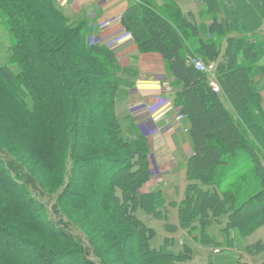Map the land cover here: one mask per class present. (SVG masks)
<instances>
[{"label":"trees","instance_id":"1","mask_svg":"<svg viewBox=\"0 0 264 264\" xmlns=\"http://www.w3.org/2000/svg\"><path fill=\"white\" fill-rule=\"evenodd\" d=\"M201 1L206 11L199 14L210 17L211 37L230 35L223 52L215 36L200 37L192 13L185 14L175 0H141L122 20L140 51L160 53L182 83L178 96L181 112L191 122L194 153L186 195L176 203L161 190L141 191L151 170L147 141L143 136L130 139L116 114L118 91L133 87L137 73L122 68L110 48L91 43L88 17L69 12L58 0H0V205L12 209L27 228L34 226L62 245L54 247L20 225L0 221V264L97 263L89 251L98 256L97 264H107L92 232L67 213L66 206L74 203L84 220L93 221V210L101 212L113 228L105 231L98 221L103 234L114 238L112 254L125 248L140 264H189L195 255L188 245L172 248L173 238L152 247L157 232L146 217L161 219L168 232H176L178 225L167 214L170 207L178 208L182 228L200 230L203 245L218 243L206 231L212 224L226 221L224 232L235 227L244 236L264 225V210L257 209H264V112L252 80L261 50L246 40L263 27L264 0ZM215 1L225 8L224 19L215 14ZM134 23L143 31L138 33ZM185 35L196 38L195 54L216 63L220 92L181 54L189 49ZM256 43L261 45L258 37ZM53 46L64 53L57 58ZM245 109L252 124L242 115ZM252 127L263 141L255 139ZM218 170L224 176L212 183ZM44 185H60L56 203L83 236L65 228L69 225L63 218L48 216V206L38 199L46 194ZM263 250L262 240L247 246L251 254Z\"/></svg>","mask_w":264,"mask_h":264},{"label":"crops","instance_id":"2","mask_svg":"<svg viewBox=\"0 0 264 264\" xmlns=\"http://www.w3.org/2000/svg\"><path fill=\"white\" fill-rule=\"evenodd\" d=\"M141 0H59V3L73 14H84L88 16L91 27V42L99 46H106L115 52L116 58L122 68L129 67V72L135 71L137 77L134 86L121 88L116 97V114L129 120L130 131H126L130 139L143 136L146 138L149 148V155L152 164L156 165L161 177H151L143 185L141 191L149 192L161 190L165 199L180 203L182 199H177L178 185H185V195L187 186L190 183L187 169L190 157L194 153L193 143L190 136L191 122L186 117L184 120H178V115L182 112L183 105L179 99V92L182 86L169 70L167 62L162 55L157 52H141L135 41L134 32L128 30L122 22L124 16L130 7ZM162 4L164 0H154ZM181 10L186 13H192L194 23L198 27L204 25V33H200L202 39H209V26L211 19L208 15L203 18L200 11L205 9L206 4L201 0H189L190 6L184 7L180 0H175ZM91 19V20H90ZM135 30L143 31L138 23H134ZM133 28V30H134ZM256 37L261 41V45L256 43ZM199 38V36L197 37ZM248 44H253L258 50L259 59L252 67V80L258 89L259 101L262 111L264 112V27L256 31V35H248L246 39ZM225 42H220L222 52L225 48ZM189 49H184L181 54L184 57H196L203 61V56L195 54L198 49L196 38H191L187 43ZM195 49H192V48ZM257 55V54H256ZM255 56V55H253ZM244 60V58L242 57ZM206 62V61H205ZM170 81L177 92L169 97L168 102L159 107L156 111L147 112V104L156 96L165 93L164 82ZM124 121V120H123ZM150 160V161H151ZM174 195V196H173ZM171 208L178 210L177 207L168 209V217L171 214ZM225 221L222 223L225 225ZM178 228L176 232H168L169 235L181 232L180 241L183 245H188L193 249L195 255L191 263L200 254L208 253L211 264H264V250L259 253H249L247 246L256 243L259 240L264 242L262 236L257 237L264 230V225L259 226L250 234L244 236L241 230L233 228L229 233L221 231L222 242L218 240L215 234H210L207 227L206 231L215 241L220 243L203 245L199 242L200 230L193 233L186 228H182L179 220L175 223ZM194 225H197L195 223ZM213 225V224H212ZM221 225V224H219ZM166 229V228H165ZM175 241L176 248L178 245ZM192 242L195 247L192 246ZM172 248H175L172 247ZM215 249L221 252L215 253Z\"/></svg>","mask_w":264,"mask_h":264},{"label":"rangeland","instance_id":"3","mask_svg":"<svg viewBox=\"0 0 264 264\" xmlns=\"http://www.w3.org/2000/svg\"><path fill=\"white\" fill-rule=\"evenodd\" d=\"M211 2H213V1H211ZM58 3H59V0H58ZM180 3L184 7H187V8L190 6L189 0H180ZM215 3L217 4V6H215V9H216V11H218L217 12L218 14L216 12H215V14L218 15V19L219 20L220 19H224L225 18V15H224L225 8L220 3H218L217 1H215ZM59 5L62 6L60 3H59ZM215 14H211V16H213ZM131 22H133V20H130V23ZM263 27H264V24H263ZM182 31L185 34V31L184 30H182ZM199 31H200V33H202V32L204 33V25L200 28ZM232 34L235 35L234 33H232ZM214 36H215L214 39H216V41L218 43H220L221 41H224V38L225 37L230 36V35L228 34V35H222V36L221 35H214ZM214 36L212 35V37H214ZM212 37H209V38H212ZM185 38H186V40L189 41V39L187 38V36ZM52 48H53V50L55 49L54 50V54H55V56L57 58H58V56L60 57L62 55V52H63L62 49L59 48V50L57 51V48L56 47L54 48V46H53ZM3 52L5 53L6 50H4ZM59 64H60V66H63L64 63H63V61H60ZM77 74H80V73L78 72V73H76V75ZM78 76H76V80L78 79L77 78ZM250 104L251 105H254V103L252 101L250 102ZM248 113H249V110L248 109H245V110L242 111V115H244V119L246 121H248V123L251 121L250 123L252 124L253 123L252 114H251L250 117H247V115H249ZM119 121L122 123V126H123L122 129L123 130L130 131V127L128 126L129 125V122H130V119L129 120H127V119L125 120L124 117L120 116ZM251 124H250V129H251ZM255 129L256 128H253L252 127V131L254 130L255 135H256V138L255 139H257L259 142L260 141H263V139H261V136L259 134H257L258 132L255 131ZM27 134H29V133H27ZM10 148L14 152H16L18 155L22 156L21 155V151H20V149L18 147H16V146H10ZM25 154H27V153H25ZM29 156H31V155L29 154ZM35 171L37 172L36 169H35ZM71 174H72V172L69 171L68 172V176H70ZM38 176L43 177V174L42 173L41 174H38ZM223 176H224V173H223L222 170L216 171V178L213 179L212 183H215V182L221 180V178ZM51 180H52L51 175H48V182H49V184H50ZM230 183H231V180H228L226 182V185H229ZM200 185H203V184H200ZM59 186L60 185H44L46 194L44 196H42L41 193L38 195V199L42 203H44L45 205L48 206L49 210H48L47 213H48V216L49 217H52L53 219H56V220H58L59 218H63L64 219V222H66V224L69 225V226H65V228H67V229L70 228L71 231L74 234H77L79 236H83L82 235L83 232H82V230L80 228H78L75 225L76 222L85 231H87L89 229L92 232V235L94 237L93 239H94L95 245L97 246V248H99L101 250L102 256L106 260V262L108 260L107 264L108 263L109 264H128V261H130L131 263H134V264H138L139 263V262L136 261V259L134 257H132L130 255V253H129L130 251H127L125 248H122L121 247L120 249L116 250V252L114 254H112L115 251L114 248H117L116 244H114L115 242L112 240L114 238L110 239L109 237H107L106 232L103 234V232H104L103 227L101 226V224H98V221L102 223V225L105 228V231L106 230L113 231V228H112V226L108 225V222H107L108 219L105 218V217H103L104 215H101V212L98 213V210L97 211L96 210H93V212L90 213V215L92 216L91 218H93L92 219L93 221L88 220V219L84 220L85 219V216H84L85 214H84L83 210L82 209H78L76 207V203H74V204H68L66 206V211L71 216L72 220L75 222V223H71L73 225L70 226V223H68V217H66V215L64 214V210H62L61 206H59L56 203L57 196H58V193H59L58 192ZM178 188H179L178 193H175L176 194V198L177 199H183L185 197V185H178ZM218 192L220 193V191H218ZM257 209H258V211L260 213H261V211L264 210L263 207H257ZM177 219L179 220L178 210H176L174 208H171V214L169 216L170 222L175 224L177 222ZM0 221L4 225L5 224H7V225L10 224L9 226H11V227H13V224L16 225V226L20 225V228L21 229L24 228L22 231L26 232L28 235H30L32 237H35V238H38L41 241L47 242V243H49L50 245H52L54 247H58V248L62 247V245L59 244V243H54L53 241L50 242L49 241L50 238H48V236H45L46 233L45 234L42 233L41 231L37 230L34 226H33L34 229L32 227L31 228H27L26 225H25V223H24V221H21L20 217L17 216L16 213L13 212L12 209H4L1 205H0ZM146 221L157 232L155 238L152 241V247L153 248H156L157 249V248H160V247L164 246L165 243H166V239L167 238H172V237H174L177 240V243H178L179 246H182L183 245L180 242L182 240V238L180 237L181 232H177V233H174L173 235H169L167 233L165 227H164V221L163 220L158 219V218L148 219V217H146ZM224 227H225L224 224H221V225H219V224H213V225H211L208 228V231L212 235L215 234L218 237V240L220 242H222L223 240L221 238L222 237L221 234H219V229L221 231V228H224ZM108 228H110V229H108ZM255 235L257 237L262 236V238H264V230H262V232H259V234H255ZM118 236H116L115 239ZM82 238L85 239L84 237H82ZM86 243L87 242L84 240V244L85 245H86ZM87 246H89V243H88ZM191 247H195V245H194L193 242H192V246ZM175 248H176V246H175ZM182 249H183V246L181 247L180 250H182ZM89 254H90L89 256L98 263V256L95 254V252L89 251ZM97 263H95V264H97ZM189 264H211V260H210V257L208 256V253H206V254H200V255H197L196 259L194 261H192L191 263H189Z\"/></svg>","mask_w":264,"mask_h":264},{"label":"built area","instance_id":"4","mask_svg":"<svg viewBox=\"0 0 264 264\" xmlns=\"http://www.w3.org/2000/svg\"><path fill=\"white\" fill-rule=\"evenodd\" d=\"M187 63L193 64L198 70L205 73L206 77L209 80L210 86L216 91L220 92V87L218 82L216 81V64L214 63H205L199 58L189 56L187 58ZM165 93L160 94L159 96L154 97L148 104H147V112L152 113L156 111L159 107L163 106L166 102H168L170 95L174 93L173 87L169 81L164 82ZM185 115L180 114L178 115V120H184ZM151 174L153 177H158L160 175L159 170L156 165L153 164L151 168ZM218 252V250H216Z\"/></svg>","mask_w":264,"mask_h":264}]
</instances>
